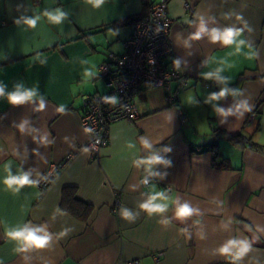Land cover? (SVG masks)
<instances>
[{"label":"crops","instance_id":"1","mask_svg":"<svg viewBox=\"0 0 264 264\" xmlns=\"http://www.w3.org/2000/svg\"><path fill=\"white\" fill-rule=\"evenodd\" d=\"M144 9L142 0L99 7L92 0H0V264H264V0H169L166 62L184 73L186 89L168 105L161 88H143L141 116L115 121L94 157L85 148L80 95L104 92L97 67L123 52L131 32L113 23ZM57 10L64 13L59 23L48 15ZM228 28L242 30L239 52L235 43L212 40L214 30ZM212 78L218 84L206 87ZM16 92L33 95L11 105L8 95ZM256 106L257 118L245 125ZM68 154L45 192L35 183L19 191L4 183L25 174L35 182ZM154 155L164 163L149 166ZM66 187L89 205L86 217L63 207ZM161 191L167 200L154 202L167 203L163 212L142 209ZM117 196L123 205L114 213ZM185 203L192 215L177 218ZM25 226L50 234L49 245L18 251L25 246L6 232Z\"/></svg>","mask_w":264,"mask_h":264},{"label":"built area","instance_id":"2","mask_svg":"<svg viewBox=\"0 0 264 264\" xmlns=\"http://www.w3.org/2000/svg\"><path fill=\"white\" fill-rule=\"evenodd\" d=\"M145 9L142 16L129 24L130 35L123 41V52L110 53L107 59L97 67L95 77L103 80L104 92L80 95V123L88 134L85 148L94 157L97 151L108 143L111 125L118 120L133 122L141 116L139 110L140 93L143 88H161L168 105L177 100L178 92L186 89L187 80L184 73L169 68L166 57L170 54L169 33L173 18L168 11L169 0H142ZM184 10L190 17L193 7L185 2ZM176 83V85H174ZM218 84L212 78L205 82L208 88ZM180 121L185 116L179 111ZM257 118L253 108L247 115L245 125ZM210 127L214 128L213 123ZM198 151L203 150L197 147ZM73 158L72 154L58 163H51L36 179L35 186L45 192L53 180L63 171ZM142 186L147 188L149 177L142 178ZM170 192V187H164ZM123 205L117 196L112 206L116 213ZM159 253L153 255L155 263L159 261ZM127 264H139L130 260Z\"/></svg>","mask_w":264,"mask_h":264},{"label":"clouds","instance_id":"3","mask_svg":"<svg viewBox=\"0 0 264 264\" xmlns=\"http://www.w3.org/2000/svg\"><path fill=\"white\" fill-rule=\"evenodd\" d=\"M95 7H99L104 0H92ZM50 19L55 22L59 23L62 19H64V13L57 10L55 15L48 14ZM40 17L36 16L33 19H29L26 21V23L34 27L36 24V21L39 20ZM242 30H237L233 28L225 29L223 32L215 31L212 35L213 42L220 41L223 45L228 46L232 45L233 43L236 44V51H240V47L245 45L244 40H237V37L241 34ZM196 38L199 39V34H196ZM219 71V70H218ZM3 88L0 86V96H2ZM225 94V91H221L219 93V96H223ZM33 95L32 92H25V93H11L8 95V101L11 105H19L25 102L27 99H29ZM215 98V97H214ZM241 107H244L242 104ZM222 111V110H221ZM145 146L150 147V145L147 144L145 141ZM147 164L151 166L152 164H159L164 163V161L161 160L158 156H152L147 161ZM4 183L11 187L12 185H16V191H19L20 187L31 185L34 182L30 181L28 178V175H21L18 177H12L8 176L5 178ZM157 199H163L167 200V197L163 191L156 192L154 195L151 196V198L144 204L141 205L142 209L146 210L148 213H155V212H163L167 208V203H155ZM193 213V209L189 207L188 204H183L179 206L176 209V216L177 218H185L188 216H191ZM122 215L124 217L128 216L127 211L122 210ZM6 235L15 241L22 242V244L25 246L22 249H17L18 251H27L29 248H35V249H44L49 245L51 236L47 232H44L40 228H29L27 226L23 228H16L11 229L6 232ZM235 243V242H230ZM229 247H224L221 249V252L226 254L229 252ZM248 250V246L244 243H241V253L246 252Z\"/></svg>","mask_w":264,"mask_h":264},{"label":"trees","instance_id":"4","mask_svg":"<svg viewBox=\"0 0 264 264\" xmlns=\"http://www.w3.org/2000/svg\"><path fill=\"white\" fill-rule=\"evenodd\" d=\"M141 16H142V14L137 16V17L119 20L117 22H114L113 25L117 26V25H122V24H130L131 22L135 21L136 19L140 18ZM257 106L254 107V109L258 115V112H257L258 107ZM230 139H232L235 142H244L236 136H231ZM210 149H211V151H214V154H216V151L214 150V148H210ZM62 205L68 211L75 212L78 215L83 216V217H86L91 210L89 205H87L86 203H83L82 201H80L79 199H77L75 197L74 189L71 187H66L64 189ZM78 207L81 208V212H76V209H78Z\"/></svg>","mask_w":264,"mask_h":264}]
</instances>
